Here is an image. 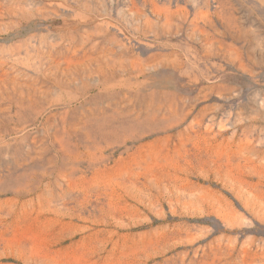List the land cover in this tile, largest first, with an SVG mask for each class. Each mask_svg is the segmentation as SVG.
Returning a JSON list of instances; mask_svg holds the SVG:
<instances>
[{"label":"rangeland","instance_id":"obj_1","mask_svg":"<svg viewBox=\"0 0 264 264\" xmlns=\"http://www.w3.org/2000/svg\"><path fill=\"white\" fill-rule=\"evenodd\" d=\"M0 264H264V0H0Z\"/></svg>","mask_w":264,"mask_h":264}]
</instances>
